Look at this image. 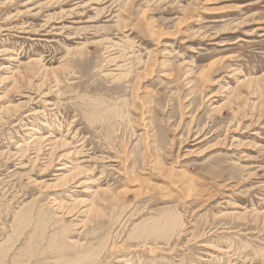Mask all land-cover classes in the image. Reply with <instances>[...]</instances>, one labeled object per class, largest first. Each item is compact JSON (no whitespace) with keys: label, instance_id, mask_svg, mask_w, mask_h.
Instances as JSON below:
<instances>
[{"label":"rangeland","instance_id":"1","mask_svg":"<svg viewBox=\"0 0 264 264\" xmlns=\"http://www.w3.org/2000/svg\"><path fill=\"white\" fill-rule=\"evenodd\" d=\"M0 264H264V0H0Z\"/></svg>","mask_w":264,"mask_h":264},{"label":"bare ground","instance_id":"2","mask_svg":"<svg viewBox=\"0 0 264 264\" xmlns=\"http://www.w3.org/2000/svg\"><path fill=\"white\" fill-rule=\"evenodd\" d=\"M213 67V66H212ZM203 75V74H202ZM28 117V116H27ZM30 131V130H29ZM139 178V177H138ZM131 184H133V183H131ZM141 189V188H140ZM145 241V240H144ZM137 251V250H136ZM96 260V259H95Z\"/></svg>","mask_w":264,"mask_h":264}]
</instances>
